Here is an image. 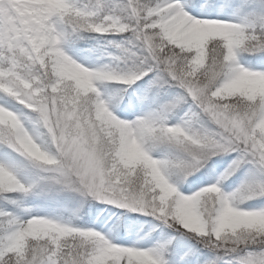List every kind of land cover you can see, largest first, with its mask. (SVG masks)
Returning <instances> with one entry per match:
<instances>
[{
    "label": "snow or ice",
    "instance_id": "snow-or-ice-1",
    "mask_svg": "<svg viewBox=\"0 0 264 264\" xmlns=\"http://www.w3.org/2000/svg\"><path fill=\"white\" fill-rule=\"evenodd\" d=\"M0 264H264V0H0Z\"/></svg>",
    "mask_w": 264,
    "mask_h": 264
}]
</instances>
